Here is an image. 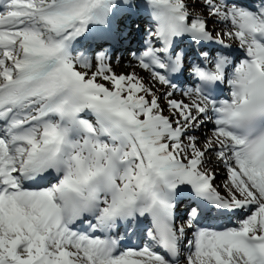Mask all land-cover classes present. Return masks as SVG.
<instances>
[{
  "label": "snow or ice",
  "instance_id": "obj_1",
  "mask_svg": "<svg viewBox=\"0 0 264 264\" xmlns=\"http://www.w3.org/2000/svg\"><path fill=\"white\" fill-rule=\"evenodd\" d=\"M0 264H264V0H0Z\"/></svg>",
  "mask_w": 264,
  "mask_h": 264
},
{
  "label": "rangeland",
  "instance_id": "obj_2",
  "mask_svg": "<svg viewBox=\"0 0 264 264\" xmlns=\"http://www.w3.org/2000/svg\"><path fill=\"white\" fill-rule=\"evenodd\" d=\"M126 59H127V55H125V61H126ZM116 70H117L118 72H120V71H127L128 69L123 68V67H117ZM218 182H219V181H218Z\"/></svg>",
  "mask_w": 264,
  "mask_h": 264
}]
</instances>
